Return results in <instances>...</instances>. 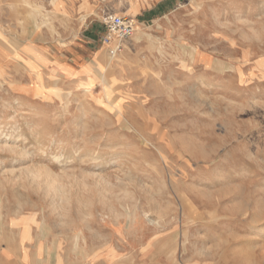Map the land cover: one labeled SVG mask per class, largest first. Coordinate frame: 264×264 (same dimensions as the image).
Returning <instances> with one entry per match:
<instances>
[{"label":"rangeland","instance_id":"obj_1","mask_svg":"<svg viewBox=\"0 0 264 264\" xmlns=\"http://www.w3.org/2000/svg\"><path fill=\"white\" fill-rule=\"evenodd\" d=\"M56 1L0 0V264H264V0Z\"/></svg>","mask_w":264,"mask_h":264},{"label":"bare ground","instance_id":"obj_2","mask_svg":"<svg viewBox=\"0 0 264 264\" xmlns=\"http://www.w3.org/2000/svg\"><path fill=\"white\" fill-rule=\"evenodd\" d=\"M27 1V0H25ZM196 3V2H195ZM38 10V9H37ZM235 13V12H234ZM239 18V17H238ZM149 42H150V45L153 46V44L155 43L154 39L152 37L149 38ZM14 46V45H13ZM12 45H6V48H5V51H4V47L1 48L4 52V56L5 57H0V89L4 88L5 85L9 82L10 83H13V82H10V81H7L6 79V76L4 77V72H6V68L7 66L9 65V62H15L18 66L20 65V63H23L25 61V56L21 55V54H16L14 53V47ZM2 47V45H1ZM21 49V48H20ZM16 50V49H15ZM24 52V51H23ZM13 55V57L11 56ZM11 57V58H10ZM1 58H4V61H1ZM114 57L110 56V60H112ZM144 60H147L146 59V56H144V58L142 59V61ZM27 62H29V60H26ZM30 63V62H29ZM32 63V62H31ZM109 63V61L107 62ZM15 64V65H16ZM111 65V63H109ZM30 65H33L35 68V64H30ZM105 67V66H104ZM17 68V67H16ZM103 72V71H102ZM70 79H74L75 76H76V71L75 69H71L70 71ZM101 80L102 82H104V84H107V87L108 88H112L111 87V83H110V78H108L105 74H103V76L101 77ZM7 82V83H6ZM103 84V83H102ZM63 91V92H62ZM61 95H64V96H68L69 94H71L73 91H72V88L71 87H67L65 90H60L58 91ZM110 97V93H108V98ZM111 105V104H110ZM152 126H150V129L148 131H152ZM213 180H218L220 178L223 177V173L221 170H217L213 173ZM56 181V180H55ZM147 214V213H146ZM149 217V222L151 221V224L152 222H156V219L155 218H150V215L147 214L146 218ZM148 219V218H147ZM41 227V226H40ZM44 227V226H43ZM260 228V227H259ZM39 229V228H38ZM45 231V229H44ZM42 232V231H41ZM31 233V232H30ZM43 233V232H42ZM32 235V234H31ZM45 237V236H44ZM62 251V250H61ZM33 252V251H32ZM73 254V253H72ZM32 257V256H31ZM34 257V256H33ZM49 257V256H48ZM71 254L69 251H63V252H60L56 255L55 259L53 260V263L52 264H68V261L71 259ZM47 258V257H46ZM35 258H33L34 260ZM250 259V256L247 255L246 257V260L249 261ZM46 261V260H45ZM41 262H43L41 260ZM43 264V263H42Z\"/></svg>","mask_w":264,"mask_h":264},{"label":"built area","instance_id":"obj_3","mask_svg":"<svg viewBox=\"0 0 264 264\" xmlns=\"http://www.w3.org/2000/svg\"><path fill=\"white\" fill-rule=\"evenodd\" d=\"M106 33L102 41L106 45H110V55L116 56L121 50V41L129 38L136 31V22L132 18L120 14H109L103 20Z\"/></svg>","mask_w":264,"mask_h":264},{"label":"crops","instance_id":"obj_4","mask_svg":"<svg viewBox=\"0 0 264 264\" xmlns=\"http://www.w3.org/2000/svg\"><path fill=\"white\" fill-rule=\"evenodd\" d=\"M8 2L18 3L20 0H7ZM59 11L66 14H82V13H93L92 11L97 8L95 2L89 0H57L56 1ZM21 4L20 6H22ZM23 8V7H22ZM24 9V8H23ZM0 50V57H4ZM4 61V58H1Z\"/></svg>","mask_w":264,"mask_h":264}]
</instances>
